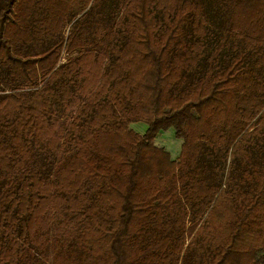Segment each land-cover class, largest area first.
<instances>
[{"label": "trees", "instance_id": "1", "mask_svg": "<svg viewBox=\"0 0 264 264\" xmlns=\"http://www.w3.org/2000/svg\"><path fill=\"white\" fill-rule=\"evenodd\" d=\"M0 264H264V0H0Z\"/></svg>", "mask_w": 264, "mask_h": 264}, {"label": "rangeland", "instance_id": "2", "mask_svg": "<svg viewBox=\"0 0 264 264\" xmlns=\"http://www.w3.org/2000/svg\"><path fill=\"white\" fill-rule=\"evenodd\" d=\"M130 127L139 132L143 133L146 129V124L142 121L134 122ZM156 144L162 145L169 153L172 159H175L180 149L181 140L174 136L172 128L161 131L160 135L155 139Z\"/></svg>", "mask_w": 264, "mask_h": 264}]
</instances>
